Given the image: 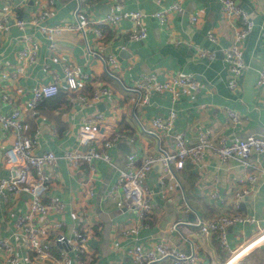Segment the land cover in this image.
<instances>
[{
  "label": "crops",
  "instance_id": "0c3cea01",
  "mask_svg": "<svg viewBox=\"0 0 264 264\" xmlns=\"http://www.w3.org/2000/svg\"><path fill=\"white\" fill-rule=\"evenodd\" d=\"M176 2L181 11L170 13L166 25L153 17ZM235 2L247 13L253 28L243 44L245 70L238 78L237 90L231 91L224 49L233 40L237 22L223 16L220 0H126L124 10L146 15L143 24L147 37L140 42L129 39V21L121 22L114 32L104 27L102 41L96 40L90 25L85 28V34L65 30L52 42L39 31L42 25L92 22L113 11V0H54L48 17L37 25L30 20L48 7L47 0H0V20L5 17L9 25L7 31H0V112L10 114L14 107L20 110L26 135L36 134V153L52 152L60 156L77 148L80 126L96 114L104 117L100 128L103 138L115 132L128 138L117 141L108 150L110 165L93 161L89 165L81 164L74 172L59 159L56 165L47 168L54 185L44 200L53 197L64 209L60 215H48L37 223L43 227L54 221L63 224L61 230L48 229L46 235L52 246L68 253L70 264H129L126 248L141 245L150 249L161 243L182 252H189L194 246L197 264H264V246H254V242L264 237V231L258 232L264 230V177L250 187V194L239 205V212L252 216L254 223H236L225 230L230 252L220 246L214 234L205 236L193 227V223H206L216 216L236 215L233 194L241 187L240 180L247 171L235 160L221 162L209 153L200 163L186 162L182 169L172 165L171 176L164 174L161 165L152 167L145 179L152 213L136 237L120 234L122 228L132 223L134 213L123 201L121 192L117 188L113 191L120 173L126 169L128 154L141 160L157 151V140L142 127L148 129L152 118H166L170 111L176 114L173 131L183 133L187 145L196 144L200 132H207L214 143L221 139L230 143L250 136L264 137V88L257 86L259 74L264 70V0ZM191 16L198 17L195 24L190 22ZM17 19L25 21L24 28L15 26ZM210 34L214 40L208 38ZM24 38L39 44L36 62L26 68L19 80H4V72L13 70L17 64L16 54ZM196 48L210 52L212 57H199ZM94 54H111L117 59L118 68L113 71L116 79L106 75L104 65ZM68 64L89 77L77 92L65 89L63 67ZM106 69L112 71L109 66ZM177 74L196 80L197 91L180 95L175 101L169 93H153L147 104L134 105L130 97L135 94L123 89L141 75H152L162 81ZM52 82L58 83L59 92L65 97L57 104L41 102L34 112L28 109L26 104L32 89ZM104 86L110 87V97L91 101L93 91ZM3 93L13 98V106L2 102ZM79 96L88 102L79 101ZM226 110L235 112L240 124L232 126ZM12 142V137L0 128V178L14 173L4 162ZM171 142V137L162 136L161 149L170 147ZM248 163L264 170V155L252 153ZM86 182L90 183L92 197L85 194ZM120 201L123 204L118 207ZM27 206L25 194L0 197V240L13 246L16 264H50L36 260L21 244L15 223ZM182 212L186 217L180 219L178 214ZM75 231L88 236L87 253L82 261L76 259L75 252L66 244ZM0 264H9L6 252L1 249ZM154 264L172 263L164 260Z\"/></svg>",
  "mask_w": 264,
  "mask_h": 264
},
{
  "label": "built area",
  "instance_id": "2783aa9c",
  "mask_svg": "<svg viewBox=\"0 0 264 264\" xmlns=\"http://www.w3.org/2000/svg\"><path fill=\"white\" fill-rule=\"evenodd\" d=\"M48 7L41 10L33 16L30 23L37 25L40 21L45 20L54 4V0H47ZM113 11L92 22H78L72 26H39L41 34L49 41H54L65 30H74L85 34V28L91 26L92 33L96 40L102 41L104 38L103 28L110 29L111 32L116 31L120 23L129 21L131 27L129 29V39L135 42L143 41L147 37V30L143 22L146 15L140 11L124 10L126 0H113ZM221 11L223 16L232 22L236 20L237 26L232 42L224 49V60L228 65L230 80L228 88L236 91L238 88V78L245 70L243 60V44L247 35L253 28V23L247 13L236 4L235 0H220ZM181 11L178 2L171 4L166 10L153 14L160 24H167L168 16L172 12ZM198 21L197 16H191L190 22L195 24ZM25 21L17 19L15 26L19 29L24 28ZM9 25L4 17L0 20V31H7ZM210 40H214L210 34ZM53 47V45H51ZM39 44L30 39L24 38L21 49L16 54L17 64L13 70L4 72L2 78L4 80L17 81L24 77L25 70L36 62ZM196 54L199 57L211 58L212 54L206 50L196 48ZM99 62L104 65L106 73L116 79L115 71L118 68L117 59L108 54H94ZM109 66L112 71L106 69ZM63 81L65 89L68 92H77L81 83L89 81V77L79 72L73 65H65L63 67ZM258 87L264 88V70L259 74L257 81ZM125 92L133 93L130 97L134 105H145L148 103L149 97L153 93L166 92L171 95L172 101H175L180 95L190 94L197 91L198 84L196 80L187 76L170 75L162 81H158L155 76L141 75L137 81L131 86H125ZM59 92L57 82L49 84H38L31 91V97L27 101V108L32 112L36 110L38 105L55 97ZM111 89L108 86L97 87L91 96V101H98L103 96L110 97ZM3 103L13 106V98L7 93L1 95ZM88 99L79 96V101L88 102ZM264 105V97L262 98ZM227 120L232 126L240 124V117L233 111L226 110ZM176 114L170 111L166 118L154 117L149 122V128L142 130L155 137L158 142L157 151L146 158L139 160L136 155L128 154L126 157V169L120 173L118 182L113 191L117 189L121 192L123 201L134 213V220L131 224L122 228L121 235L136 237L140 230L145 227L147 217L152 213V205L150 196L146 190L145 179L155 164H160L165 175H172L171 166L176 169H182L186 162L197 164L203 161L206 154L211 153L221 162L235 160L246 169L244 179L240 180V188L233 194L235 216H216L209 222L193 223V227L199 229L203 235L214 234L222 248L230 252L225 236L227 227L236 223H254L252 216H247L239 212V205L250 194V187L258 180L264 177V170L255 168L248 163V158L252 153L264 155V137L250 136L246 139H238L230 143H226L225 139L214 143L210 140L207 132H200L197 137V143L187 145L183 133L173 131ZM104 122L102 114H96L88 118L79 128L78 131V147L67 150L60 156L52 152L42 154L36 153L38 144L36 134L29 137L26 135V126L21 117L18 108H12L10 114L0 112V128L4 133L9 134L12 139L11 148L5 153V165L14 170L13 175L0 178V197L7 199L10 196L25 194L28 197L27 210L21 214L15 223L16 230L23 248L33 253L36 260L47 261L50 264H70L68 253L58 246H52L47 240V230H61L62 223L54 221L50 226H41L38 224L40 218L48 215H60L64 209V205L51 197L48 201L44 198L54 185V178L47 168L56 165L59 159H62L71 171H78L81 164H91L93 161H101L105 164H111V157L108 150L114 146L119 140H127L126 135L121 132H115L107 139L102 137L100 132L101 124ZM162 136L171 137L170 147L161 149L160 140ZM133 142V139H129ZM86 196L92 197L93 192L89 187L90 183L86 182ZM177 186V185H176ZM117 188V189H116ZM122 201L117 206H122ZM264 230L259 229L258 232L263 233ZM88 236L80 231L73 233L72 240H66V244L71 246L76 254V259L84 260L87 253ZM62 242V239H58ZM254 243H256L254 245ZM252 245L256 247L264 246V237L258 239ZM243 248V246H240ZM0 249L6 252V261L9 264H16L17 259L13 256V246L5 241L0 240ZM126 256L129 258V264H154L164 260L170 261L172 264H197L198 255L196 248L192 246L189 252L177 250L169 244H156L152 248H143L141 245H133L126 248ZM231 253H235L232 252Z\"/></svg>",
  "mask_w": 264,
  "mask_h": 264
},
{
  "label": "trees",
  "instance_id": "16d2710c",
  "mask_svg": "<svg viewBox=\"0 0 264 264\" xmlns=\"http://www.w3.org/2000/svg\"><path fill=\"white\" fill-rule=\"evenodd\" d=\"M106 75H108L107 73H106ZM109 76V75H108ZM63 97H65V94L64 93H61V92H58V94L55 96V97H53V98H51V99H47V100H45V101H43V103L44 102H47V101H52V103H59L60 101H61V99L63 98ZM56 98V99H55ZM54 99V100H53ZM38 109V107L36 108V110ZM35 110V111H36Z\"/></svg>",
  "mask_w": 264,
  "mask_h": 264
},
{
  "label": "rangeland",
  "instance_id": "374dc122",
  "mask_svg": "<svg viewBox=\"0 0 264 264\" xmlns=\"http://www.w3.org/2000/svg\"><path fill=\"white\" fill-rule=\"evenodd\" d=\"M178 216H179L180 219H183V218L186 217V214H184V213L182 212V213H179Z\"/></svg>",
  "mask_w": 264,
  "mask_h": 264
},
{
  "label": "water",
  "instance_id": "95a60500",
  "mask_svg": "<svg viewBox=\"0 0 264 264\" xmlns=\"http://www.w3.org/2000/svg\"><path fill=\"white\" fill-rule=\"evenodd\" d=\"M153 167H160V164H155Z\"/></svg>",
  "mask_w": 264,
  "mask_h": 264
}]
</instances>
